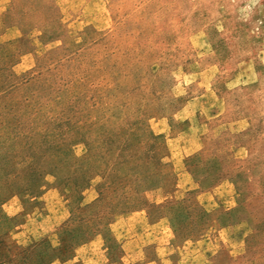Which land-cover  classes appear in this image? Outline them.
Segmentation results:
<instances>
[{
    "label": "rangeland",
    "instance_id": "rangeland-1",
    "mask_svg": "<svg viewBox=\"0 0 264 264\" xmlns=\"http://www.w3.org/2000/svg\"><path fill=\"white\" fill-rule=\"evenodd\" d=\"M3 91L0 264H264V0H0Z\"/></svg>",
    "mask_w": 264,
    "mask_h": 264
},
{
    "label": "trees",
    "instance_id": "trees-1",
    "mask_svg": "<svg viewBox=\"0 0 264 264\" xmlns=\"http://www.w3.org/2000/svg\"><path fill=\"white\" fill-rule=\"evenodd\" d=\"M7 14L8 13L6 11L5 16H7ZM30 23H31L30 19H20L16 23H12L11 21H8V24L18 26L21 32H23ZM25 35H27V34H24L20 38V41L17 44L16 49H15L17 51L16 54H17L18 58H20L23 55H25L26 53L30 52V50H25V48H27L28 45H30V43H31V41H29L28 37ZM8 94H9L8 91H3L1 93L0 104H2L3 107H6V108H7V105H10L11 107L14 105H17V102L16 103L14 101H12V102L8 101L7 102V100L6 101L4 100L7 98ZM54 100L56 102H59L58 99H54ZM11 104H13V105H11ZM0 125L2 127V122L0 123ZM71 129H73V131L76 132L74 137L77 136V138L80 139L78 127L76 125H72ZM35 141H36L35 137H30L29 140L25 142L24 146H28V145L32 144V142H35ZM147 143H148L149 148H148L146 154L149 156L152 153V155H150L151 161L153 163H159L162 165L164 163L163 157H164L165 143L162 141H159L157 139V137H155V136H149V139H147ZM63 144H64V142L62 143V145ZM62 145L53 146V148H56L57 150H59L62 153L64 161L69 160L70 162H76L77 156L73 152V148H72L71 143L70 144L65 143L64 147H62ZM42 148L43 147L40 144L35 145L34 153L29 155V157H31L32 161L26 167L22 168L19 172L15 171L16 173H15L14 179H9V180L7 179L5 182L6 188L8 189V191L11 195L19 196L21 199H23V201L28 206L30 205L32 207H34L36 205L39 198L41 197V195L44 192L45 186L47 185V181L45 180V175L41 176L40 168H38L40 165H36V160L41 156L39 151ZM23 149H25V147H23ZM154 152H156V153H154ZM9 158L10 157L7 155L2 159V165L3 166L8 163ZM100 158H103L102 163L106 159L105 157H101V155L99 156V160H100ZM69 161L66 163H69ZM56 162H58V161H56ZM56 167L57 166L54 165V167H53L54 169H51L50 171H47L46 173L53 175L56 178V181H58L57 184L60 185L61 182H63V179H60V175H58V172L55 170ZM88 181H90V180H87V182L82 184V185H78L76 183V181L72 182V183L69 182V183H71V185L75 189L79 190V189H84L85 187H87V185L89 183ZM85 184H87V185H85ZM65 185H67V183Z\"/></svg>",
    "mask_w": 264,
    "mask_h": 264
},
{
    "label": "crops",
    "instance_id": "crops-1",
    "mask_svg": "<svg viewBox=\"0 0 264 264\" xmlns=\"http://www.w3.org/2000/svg\"><path fill=\"white\" fill-rule=\"evenodd\" d=\"M5 33H6V32H5ZM11 36H13V37H11V38L13 39V38H15L17 35H14V34H13V35H11ZM11 38H10V39H11Z\"/></svg>",
    "mask_w": 264,
    "mask_h": 264
}]
</instances>
